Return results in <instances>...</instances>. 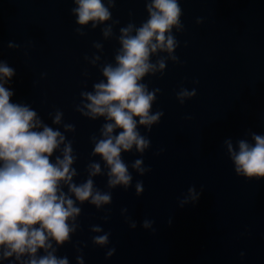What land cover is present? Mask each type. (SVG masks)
<instances>
[{
  "label": "water",
  "instance_id": "1",
  "mask_svg": "<svg viewBox=\"0 0 264 264\" xmlns=\"http://www.w3.org/2000/svg\"><path fill=\"white\" fill-rule=\"evenodd\" d=\"M102 2L108 6V0ZM152 2L115 0L112 18L93 28V21L76 23L74 0H0V63L14 69L4 78L13 92L10 102L30 106L66 143L72 141L74 183L88 179L87 166L95 161L101 172L92 177L94 187L112 192V203L99 209L76 201L82 209L76 231L62 245L50 240L54 255L67 257L69 264H78V256L83 264H264V178L237 176L226 144L238 150L237 141L254 143L252 133L264 136V0H177L182 28L173 26L171 33L177 47L171 54H153L151 62L164 58L166 67L141 81L149 91L160 89L152 111L164 115L151 131L138 125L149 148L140 153L134 145L121 152L131 186L109 189L108 167L92 155L90 138H100L105 119L82 116L76 109L87 101L80 94L104 79L102 67L115 64L121 47L120 28L139 27ZM108 25L112 31L105 36ZM181 90L196 94L181 104ZM57 111L63 113L59 124L53 123ZM65 124L75 131L65 130ZM63 147L54 151L53 162ZM137 159L151 171L135 170ZM138 181L144 188L139 195ZM60 184L67 193V185ZM192 187L197 199L183 203ZM145 220L154 223L144 228ZM93 225L103 231L93 232ZM104 233L111 234L109 243L94 244L92 237ZM4 251L0 246V264H26L29 258L5 259ZM36 255L46 252L38 249Z\"/></svg>",
  "mask_w": 264,
  "mask_h": 264
},
{
  "label": "clouds",
  "instance_id": "2",
  "mask_svg": "<svg viewBox=\"0 0 264 264\" xmlns=\"http://www.w3.org/2000/svg\"><path fill=\"white\" fill-rule=\"evenodd\" d=\"M74 3L76 7L71 11L77 17L76 23L87 25L93 21V28L97 23L110 20V7L115 6V0H108V6L102 0H74ZM147 11L149 18L139 27L129 23L120 28L121 47L115 55V64L102 67L104 79L93 84V91L81 92L87 102H82L76 109L91 120L105 119L100 126V138L92 136L90 139L94 144L92 155L100 156L108 167L109 189L122 185L127 190L131 186L132 175L121 152L131 151L134 145L140 153L149 148L151 141L141 134L138 125L151 131V126L164 115L162 111H152L156 92L160 89L149 91L148 85L141 81L146 74H154L166 67L164 58L152 63L150 57L158 50L171 54L177 47L178 42L171 33L173 26L178 30L182 28V10L177 0H153L147 5ZM111 31V25L106 26L104 35L108 36ZM171 59L175 61L177 57L171 56ZM13 75L14 69L0 63V161L3 162L0 164V246L5 248V259L15 254L20 260L27 254L26 264H69L67 257L54 255L50 240H55L57 245L70 240V233L76 231V218L82 212L76 201H88L99 209L101 205L112 203V192L94 187L92 177L101 172L99 162L87 166L89 175L83 183L73 182L77 172L72 165L77 157L73 155L72 141L66 143L65 135L44 124L30 106L10 102L13 92L4 84ZM195 94V90H181L178 99L182 104L185 97ZM62 115L57 111L53 123H61ZM64 128L75 131L73 124H65ZM252 140L254 143L237 141L238 150L230 141L226 144L237 176L260 180L264 178V136L252 133ZM62 144V155H57L53 162L51 157ZM142 163V159H137L132 164L141 175L151 171V168L141 167ZM61 181L67 185V193L63 191ZM135 188L136 193L141 194L143 182L138 181ZM68 193L74 195L75 200ZM188 193L189 197L183 203H187L188 198L197 199L194 187L189 188ZM152 223L154 221L145 220L143 227L148 228ZM130 226L135 228L136 223L131 221ZM91 230L103 231L98 225H93ZM110 235L94 236L93 243L106 245ZM38 249H44L46 255L37 257ZM114 252L112 248L107 257ZM77 261L83 264L81 256Z\"/></svg>",
  "mask_w": 264,
  "mask_h": 264
}]
</instances>
